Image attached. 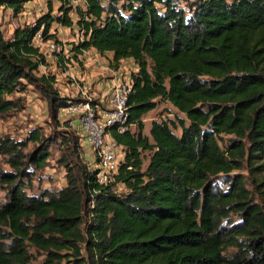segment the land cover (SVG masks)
I'll return each instance as SVG.
<instances>
[{
  "label": "trees",
  "instance_id": "trees-1",
  "mask_svg": "<svg viewBox=\"0 0 264 264\" xmlns=\"http://www.w3.org/2000/svg\"><path fill=\"white\" fill-rule=\"evenodd\" d=\"M31 1L0 7L19 15ZM55 23L82 34L71 58L95 49L137 66L129 128L110 129L125 156L107 185L97 168L67 161L65 187L30 194L50 145L38 130L31 153L28 142L1 138L11 169L0 164V264H264V0H64L10 39L0 32V115L22 107L10 96L28 85L56 114L73 102L55 76L38 75L47 61L33 39L41 31L60 43ZM163 101L184 117L153 120L151 139L144 116ZM245 166L260 176L259 199L235 173ZM221 175L227 190L215 183Z\"/></svg>",
  "mask_w": 264,
  "mask_h": 264
},
{
  "label": "rangeland",
  "instance_id": "rangeland-1",
  "mask_svg": "<svg viewBox=\"0 0 264 264\" xmlns=\"http://www.w3.org/2000/svg\"><path fill=\"white\" fill-rule=\"evenodd\" d=\"M64 0H34L25 4L24 11L15 15L11 9L0 7V32L8 39L13 36L17 27L24 25H35L42 15L53 9L55 15L59 14V7ZM77 1H73L76 4ZM74 20L77 15L72 13ZM50 33L55 35L60 43L55 44L58 49L53 50L51 43H55V38L44 40L38 36L34 37V44L40 45L42 52L46 56V65H41L38 75L51 74L56 77L55 86L62 97H67L73 102L91 98L94 105H103L106 102V84L109 82L112 70H120L124 76L129 75L135 70L130 60H124L120 66H116L113 61L112 53L101 54L95 49L85 51L79 59L71 58L70 52L72 45L78 44L82 39V34L78 27L69 28L53 24ZM42 40V41H40ZM62 53V54H61ZM66 57L65 61H60L59 57ZM10 98H20L22 107L7 114L0 115V139L11 137L18 141L28 142L26 152H33L39 145L29 141L32 131L38 130L43 134V139L50 145L51 156L47 160L44 168L37 169L32 178V182L27 188L30 194H40L42 191H56L65 187L67 180L66 162L72 165L76 163H87L91 167L95 166V158L92 150L84 142V136L79 126L77 115L66 114L62 109L55 113L48 101L42 96L39 90L28 85L24 92L15 93ZM104 101V102H103ZM184 117V115L167 101L160 102L158 107L144 116V133L150 138V129L153 120H168ZM74 120V124L70 120ZM188 122V121H187ZM136 130V127H132ZM178 135L181 129H174ZM80 137V147L74 143V138ZM230 136H228L229 138ZM227 138V139H228ZM152 139V138H151ZM151 152H144V167L149 163ZM0 164L4 169H11L5 163L3 156H0ZM243 173L246 185L254 191V197L259 199V193L254 186V179L259 177L245 166L235 173ZM226 176L221 175L215 183L222 189L227 190L229 184L225 183ZM123 185L118 186V191H124ZM0 200H5V190L0 188ZM234 221H239V215H232Z\"/></svg>",
  "mask_w": 264,
  "mask_h": 264
},
{
  "label": "built area",
  "instance_id": "built-area-1",
  "mask_svg": "<svg viewBox=\"0 0 264 264\" xmlns=\"http://www.w3.org/2000/svg\"><path fill=\"white\" fill-rule=\"evenodd\" d=\"M36 36L41 39L42 32ZM55 44L51 43L54 51L58 49V44ZM35 46L41 49L40 45ZM134 67L137 70V66ZM112 72L106 84L104 107L94 105V101L87 98L71 102L63 109L66 114L78 116L84 142L93 152L94 167L98 169L97 182L101 185H107L115 179L125 156L123 147L112 137L110 129L115 127L119 133H124L129 128L128 96L133 86L132 73L124 76L120 70ZM70 123L74 124V120L71 119Z\"/></svg>",
  "mask_w": 264,
  "mask_h": 264
}]
</instances>
